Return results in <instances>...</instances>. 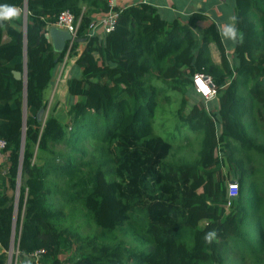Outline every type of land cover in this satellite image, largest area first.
<instances>
[{
  "label": "trees",
  "instance_id": "trees-1",
  "mask_svg": "<svg viewBox=\"0 0 264 264\" xmlns=\"http://www.w3.org/2000/svg\"><path fill=\"white\" fill-rule=\"evenodd\" d=\"M24 1L0 4L22 9ZM26 7V49L22 13L0 22V264L17 191L15 264H229L230 251L232 264H264V0H235L243 40L232 44V62L201 12L169 22L139 3L122 8L114 30L98 37L88 36L89 25L107 11L106 0ZM62 11L78 28L60 52L48 28ZM24 51L25 113V84L13 74L23 70ZM67 51L75 59L69 117L38 119ZM195 73L211 77L217 101L195 92ZM172 98L177 122L196 139L185 138V148L155 130L159 106ZM59 144L69 146L66 156L54 151Z\"/></svg>",
  "mask_w": 264,
  "mask_h": 264
},
{
  "label": "rangeland",
  "instance_id": "rangeland-1",
  "mask_svg": "<svg viewBox=\"0 0 264 264\" xmlns=\"http://www.w3.org/2000/svg\"><path fill=\"white\" fill-rule=\"evenodd\" d=\"M21 13H24L23 9H21ZM26 24H27V20H26ZM22 30H24L23 25H22ZM229 43H232V42H229V41L224 42V45H225V51H226L227 57L229 61L232 62L233 54L230 48L231 46H229ZM212 55H213L214 60L218 59V54L215 49H212ZM74 60L75 59H69L68 57L65 58V56L62 58L61 63L58 65L51 79V84L44 91V97L47 100V108H46L45 113H43L42 115L43 120L46 119L47 114L51 112L56 114L63 121L68 119L70 98L67 94L66 82H67L68 77L71 74ZM62 66H63V69H61ZM215 99H216L215 101H217V98ZM160 107L164 109L165 113L161 111ZM53 108L55 109L52 111ZM174 109H175L174 98H172L170 103L166 102L159 106V111L157 112L156 119L154 122L155 130L161 136L167 137L170 140H172L175 146H180V147L185 148L187 146L185 138L187 139L190 138L191 143H196V139L194 135H191V133L193 132L189 129L187 125H182L181 123L177 122V118L174 116ZM53 149L56 153H59L64 156H66L70 152L69 146L65 144H59L55 146ZM0 157H1L0 158V161H1L3 157L2 154H0ZM60 159L61 157L59 158V160ZM222 172L225 174L226 172L225 167H223ZM229 180L230 179H228V181ZM228 192H229V189H228ZM18 194H19L18 191L14 192L15 200H16L15 201V211L13 214V226H12V231H11L10 247H9L10 249L7 251L6 264H15V259L17 255L16 236H18V233H19V219H20V213L18 212ZM57 199L58 198H55V197L51 199V201L53 202L55 206L60 205L59 203L60 200L57 201ZM201 226H203V224H201ZM249 227L250 226H248V228ZM236 261H237V255L235 254V252L230 251L228 253L227 262L229 264L230 263L232 264L233 262L236 263Z\"/></svg>",
  "mask_w": 264,
  "mask_h": 264
},
{
  "label": "built area",
  "instance_id": "built-area-1",
  "mask_svg": "<svg viewBox=\"0 0 264 264\" xmlns=\"http://www.w3.org/2000/svg\"><path fill=\"white\" fill-rule=\"evenodd\" d=\"M107 3V11L100 17L92 20V22L89 25V32L88 36H100L103 37V35H107L110 32H112L115 28L116 20L118 18L119 13L122 10V7L118 4V0H106ZM24 12V10H23ZM55 27L67 32L70 35V41L68 44V51L71 47L73 41L76 38V32L78 28V22L75 20V17L70 13L69 11H62L58 14L56 21L54 23ZM83 44H80L78 47V52H81ZM68 51L65 55V58L68 57ZM63 69V66L62 68ZM200 80L202 83L205 84V86L208 88V93L205 94L203 91H201L198 88V85L196 84L197 80ZM192 85L195 90V92L205 101L213 100L216 98V89L212 82L211 77L203 74V73H195L192 76ZM5 147V142L0 139V151ZM228 189H229V195L231 197L237 195V184L234 181L228 182ZM10 249V248H9ZM43 253V250H39L35 252L32 255V258L37 262V259L40 254Z\"/></svg>",
  "mask_w": 264,
  "mask_h": 264
},
{
  "label": "crops",
  "instance_id": "crops-1",
  "mask_svg": "<svg viewBox=\"0 0 264 264\" xmlns=\"http://www.w3.org/2000/svg\"><path fill=\"white\" fill-rule=\"evenodd\" d=\"M139 3H147L153 6L157 10L159 16L163 20L169 22L173 20L185 22L186 18L190 14L194 12H201L211 18L219 28L223 26V24L229 22V17L234 15L233 6L235 5V0H118V4L122 8ZM22 9L24 10V8ZM52 30L64 31L55 26H50L48 28V39L54 47L53 36H51ZM221 39L223 43L228 42L223 38ZM232 44L233 42L229 43V46H231L230 48H232Z\"/></svg>",
  "mask_w": 264,
  "mask_h": 264
},
{
  "label": "clouds",
  "instance_id": "clouds-1",
  "mask_svg": "<svg viewBox=\"0 0 264 264\" xmlns=\"http://www.w3.org/2000/svg\"><path fill=\"white\" fill-rule=\"evenodd\" d=\"M21 14V9L8 4H0V22L8 21L11 22L15 18L19 17ZM237 18L235 16L229 17V22L223 24V26L218 28V32L221 38L226 41H231L233 43H240L243 40V34L237 29ZM198 88L205 94L208 93V88L199 79L196 81ZM19 185V184H18ZM216 238L215 230H210L204 234V241L206 243H212Z\"/></svg>",
  "mask_w": 264,
  "mask_h": 264
},
{
  "label": "water",
  "instance_id": "water-1",
  "mask_svg": "<svg viewBox=\"0 0 264 264\" xmlns=\"http://www.w3.org/2000/svg\"><path fill=\"white\" fill-rule=\"evenodd\" d=\"M27 0L24 1V13H23V34H24V49L25 48V44H26V39H25V33H26V20H27ZM51 36H53V44H54V49L57 51H62L65 43L70 41V35L67 32H62V31H58V30H52L51 31ZM14 77L16 79H22L25 86H24V113H25V109H26V94H25V90H26V56H25V51H24V67L22 72H14ZM43 115V111L40 110L38 113V119H41ZM25 127V125H24Z\"/></svg>",
  "mask_w": 264,
  "mask_h": 264
}]
</instances>
